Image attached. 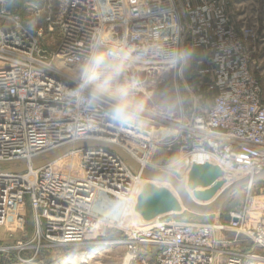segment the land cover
Returning a JSON list of instances; mask_svg holds the SVG:
<instances>
[{"label": "built area", "instance_id": "2783aa9c", "mask_svg": "<svg viewBox=\"0 0 264 264\" xmlns=\"http://www.w3.org/2000/svg\"><path fill=\"white\" fill-rule=\"evenodd\" d=\"M11 4L0 3V163L24 161L28 170H10L19 163L0 165V225L28 201L35 248L42 240L49 246L80 245L116 229L119 235L110 243L122 245L131 259L143 248L152 249L142 254L150 253L152 264L264 262V221L245 203L211 214L209 221L132 216L148 182L143 170L165 172L167 164L152 160L160 149H177L183 161L179 179L193 164L210 163L221 175L228 171L243 178L264 170V100L252 68L257 25H237L225 0H57L54 8L50 0ZM53 28L58 36L48 49L45 37ZM94 37H107L101 48L122 42L133 57L128 68L149 78L174 70L183 101L178 114L147 106L142 120L121 125L107 117V104L68 96ZM179 46L196 52L188 76L168 63ZM75 144L59 158L30 168L33 159ZM103 145L125 151L138 168ZM13 220L24 223L25 215L13 214ZM239 235L263 255L241 247Z\"/></svg>", "mask_w": 264, "mask_h": 264}, {"label": "rangeland", "instance_id": "374dc122", "mask_svg": "<svg viewBox=\"0 0 264 264\" xmlns=\"http://www.w3.org/2000/svg\"><path fill=\"white\" fill-rule=\"evenodd\" d=\"M24 1V0H23ZM40 0H30V3H39ZM52 7H56L57 0H50ZM227 9L237 25L246 21V23L256 24L258 27L259 42L257 43L256 52L253 54L252 68L254 75L260 85L262 98L264 100V0H225ZM24 8V7H23ZM22 8V11L24 10ZM25 12V11H24ZM58 32L56 28L46 35V40L49 42L48 49L54 46ZM45 44V41L43 42ZM136 70V71H135ZM136 74V75H135ZM138 77L142 82V90L139 95L143 97L146 106L153 107L167 115L176 116L179 112L178 108L172 113H166L164 110V101L168 97H176V72L169 68L162 69L158 75L154 77H147L143 71L138 69H129L125 74V78ZM144 76V78H143ZM178 83V82H177ZM179 84V83H178ZM177 157V149L167 151L160 149L156 153V161L159 164H167L170 159ZM231 173V172H230ZM223 172L217 179L223 180V185L219 187L214 196L230 184L241 180L243 177L235 173ZM177 178L182 177V170L180 168L178 173H175ZM242 177V178H241ZM188 176L186 175L184 184L186 185ZM186 181V182H185ZM158 186V185H157ZM159 186H168L175 194L174 189L165 183H160ZM210 188V187H209ZM197 187L196 190H200ZM189 195H193L198 202L201 200L195 196L194 191L187 189ZM177 195V194H176ZM202 202V201H201ZM247 204L250 212H256V218L264 221V180L251 184L249 187L244 186L237 188L224 203V210L238 208L243 204ZM24 214V223H16L13 220V214ZM15 212H11L8 216V221L0 225V264H152V257L149 255H142L144 252L152 249H142L138 258L131 259L126 253L124 247L119 244L110 243L112 238L118 237L116 229H106L104 236L92 237L90 236L86 243L72 246H49L40 241L41 247L35 248L37 239H32L35 234L36 226L33 223V212L28 205V201L23 206H20ZM177 215L179 218H192L196 221L211 220V216H197L184 210V212H170L162 214L165 216ZM249 216H252V214ZM25 235L29 236L26 241ZM228 238H235L236 235L232 232H226ZM238 239H244L243 236H238ZM245 240V239H244ZM26 246L25 248H23ZM8 248V250H5ZM23 248V249H22ZM253 252L262 256L263 253L259 248L251 245ZM140 250V248H139ZM89 253L91 258H75L80 253ZM127 258V259H126ZM22 260V261H20ZM127 260V261H126ZM245 264H264L255 260L246 261Z\"/></svg>", "mask_w": 264, "mask_h": 264}, {"label": "clouds", "instance_id": "9594fccd", "mask_svg": "<svg viewBox=\"0 0 264 264\" xmlns=\"http://www.w3.org/2000/svg\"><path fill=\"white\" fill-rule=\"evenodd\" d=\"M0 3H3V0H0ZM11 6L9 0V7ZM32 23L35 26L36 20ZM105 39L107 37L93 38L90 50L79 66V82L74 89L68 90L67 95L90 105L107 104L106 115L114 123L127 125L142 120L148 111L143 97L139 95L142 82L138 77L125 78L123 81L120 79L133 60L132 53L122 42L101 48L99 44ZM195 56V49L191 46H179L169 53L168 63L182 74ZM182 102L179 96L168 97L163 105L165 112L172 113ZM182 164L180 157H173L164 170L175 174L179 172Z\"/></svg>", "mask_w": 264, "mask_h": 264}, {"label": "water", "instance_id": "95a60500", "mask_svg": "<svg viewBox=\"0 0 264 264\" xmlns=\"http://www.w3.org/2000/svg\"><path fill=\"white\" fill-rule=\"evenodd\" d=\"M77 145L79 144L65 146L46 157H37L31 161L30 168H39L59 158ZM103 146L114 150L119 156L135 167L132 159L125 152H123V150L112 145ZM15 163H19V166L11 168V171L24 172L28 170V165L24 161L0 163V165H10ZM220 175L221 170L218 166L210 163L193 164L189 171L187 182L185 181V185L182 179L177 178L173 174L146 169L142 172V177L148 180V182L143 185V188L137 198L134 211L137 212L143 220H150L162 214L180 212L183 210L197 216H209L215 213L220 214L224 203L237 188L264 180L263 170L250 178H243L234 184H230L229 186L222 188V190L214 196L219 187L223 185L222 181L217 180ZM153 181L169 184L174 189L178 197L169 189L153 184ZM197 187L203 188L204 190L195 191ZM187 189L194 191L195 196L203 202L197 203L193 201L189 196Z\"/></svg>", "mask_w": 264, "mask_h": 264}, {"label": "bare ground", "instance_id": "6f19581e", "mask_svg": "<svg viewBox=\"0 0 264 264\" xmlns=\"http://www.w3.org/2000/svg\"><path fill=\"white\" fill-rule=\"evenodd\" d=\"M129 69L130 68H127L126 69V71L124 72V73H122V75H121V81H123L124 79H125V74H127L128 72H129ZM136 71V70H135ZM136 75V74H135ZM127 78H129L128 77V75H127ZM143 78H144V76H143ZM142 90H144V88L142 87ZM144 91H146V90H144ZM147 107V106H146ZM148 109V108H147ZM124 146V145H123ZM123 152H125V151H123ZM132 162H133V160H132ZM133 164H135L134 162H133ZM135 167H137L138 168V166L135 164ZM144 171V170H143ZM223 172H228V171H223ZM228 173H230V172H228ZM231 174V173H230ZM189 175V172H188V174H187V176ZM243 179V178H242ZM239 181V180H238ZM237 182V181H236ZM160 183H163V182H157V181H153V184H156V185H160ZM235 183V182H234ZM233 183V184H234ZM165 184H167V183H165ZM247 186H250V185H247ZM163 187H165V188H167V189H169L171 192H173L170 188H168V186H163ZM174 193V192H173ZM175 194V193H174ZM176 195V194H175ZM177 196V195H176ZM190 197H191V199L193 200V201H195V202H197L198 203V201H197V199L193 196V195H189ZM178 197V196H177ZM203 202V201H202ZM202 202H200V203H202ZM99 208V207H98ZM110 208L111 207H106V210L105 211H108L109 210V212H108V214L111 212L110 211ZM104 211V212H105ZM184 211V210H183ZM112 213V212H111ZM132 216L134 217V218H140L141 216L137 213V212H135V211H133L132 212ZM129 255V254H128ZM130 256V255H129ZM75 258H91V257H89V253H80V254H78V255H76V257ZM127 259V258H126ZM127 261V260H126Z\"/></svg>", "mask_w": 264, "mask_h": 264}, {"label": "crops", "instance_id": "0c3cea01", "mask_svg": "<svg viewBox=\"0 0 264 264\" xmlns=\"http://www.w3.org/2000/svg\"><path fill=\"white\" fill-rule=\"evenodd\" d=\"M152 160L154 161V162H156V163H158L157 161H156V155H154L153 156V158H152ZM201 202V201H200ZM200 202H198V203H200ZM237 240H238V243H239V245L241 246V247H248V245H247V242L244 240V239H238L237 238Z\"/></svg>", "mask_w": 264, "mask_h": 264}, {"label": "trees", "instance_id": "16d2710c", "mask_svg": "<svg viewBox=\"0 0 264 264\" xmlns=\"http://www.w3.org/2000/svg\"><path fill=\"white\" fill-rule=\"evenodd\" d=\"M189 71H190V65H188L186 68H184V70H183V74H184V76H188V74H189ZM233 209V208H232ZM230 210V209H229ZM228 210H224V206L222 207V209H221V212L222 213H225V212H227ZM203 217V216H202Z\"/></svg>", "mask_w": 264, "mask_h": 264}]
</instances>
